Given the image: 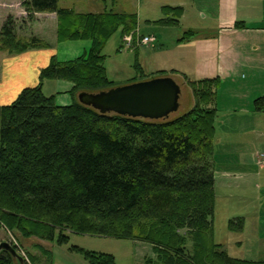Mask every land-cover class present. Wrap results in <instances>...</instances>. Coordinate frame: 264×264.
<instances>
[{"label":"trees","instance_id":"obj_1","mask_svg":"<svg viewBox=\"0 0 264 264\" xmlns=\"http://www.w3.org/2000/svg\"><path fill=\"white\" fill-rule=\"evenodd\" d=\"M21 5L28 16L55 13L58 42L89 40L91 47L68 61L52 56L36 86L0 105V227L17 242L36 237L67 244V232H73L149 244L154 257L139 264H264V259L230 256L214 241L218 80H194L180 73L193 106L173 118L102 114L79 103L77 93L120 85L108 79L102 51L118 30L123 36L136 29V14L77 13L60 7L58 0H24ZM161 11L163 17L153 23L177 26L183 9L162 6ZM196 36L185 30L178 42ZM22 38L15 33V20L7 16L0 50L16 54L49 45L36 36ZM134 70L127 83L167 75L146 73L138 63ZM44 80L71 82L72 103L58 106L54 95H44ZM253 103L255 110H264V96ZM238 223L235 227L230 221L229 228L239 230L243 221ZM69 248L88 264H115L111 254ZM47 252L44 264H51ZM0 264H14L7 251L0 252Z\"/></svg>","mask_w":264,"mask_h":264},{"label":"crops","instance_id":"obj_2","mask_svg":"<svg viewBox=\"0 0 264 264\" xmlns=\"http://www.w3.org/2000/svg\"><path fill=\"white\" fill-rule=\"evenodd\" d=\"M23 1L0 0V7L6 9L0 13L2 24L7 16H11L15 20L17 35H22L23 31L21 28L19 32L16 29L20 22L23 23L25 30L35 24L37 32L23 36L28 38L36 36L44 41L43 34L38 31L49 29L47 24L53 25L54 43L45 41L49 44L46 48L29 49L16 54H7L0 50V105L11 103L21 89L36 86L39 82L40 70L49 64L52 56L59 61H68L86 53L91 47L89 40L58 42L56 14L34 13L28 16L21 5ZM118 2L119 0L113 2L108 10L107 6L89 5L86 0L85 6H89V10L86 12L76 10L75 12L135 13L139 32L142 21L148 27L158 25L153 21L163 17L162 6L182 7L183 11L178 25L169 26L178 28L175 40L177 52L174 59L178 62L179 68L176 67L178 70H175L176 73L173 74L182 77L180 73H183L194 80L212 78L218 80L215 91L217 118L214 142L217 139L220 141L224 127L231 130L235 135L227 136V140L237 151L234 154L229 153L230 156L226 154L225 158L231 157L230 160L227 159L228 162L236 159L244 166V169H252L256 166L254 161L257 153L264 152V110H255L253 103L256 98L264 96V0H148L143 11L135 12L114 10ZM191 19H197L198 24H191L189 22ZM237 22L243 25L236 27ZM185 30H193L197 32V36L179 43L178 38ZM152 52L154 51L148 49L147 56L154 55ZM142 61L138 63L137 60V63L144 69V72L153 73L145 68L149 63V58H143ZM133 77L134 74L124 83ZM72 88L73 84L66 80H44L42 83L44 95H54L58 106H68L72 103ZM46 89H50L52 93L46 94ZM263 172L264 165H258L256 175L260 176ZM254 218L256 222L261 223L262 218L259 214L254 215ZM0 232H2L0 234V240H2L5 234L4 229L0 228ZM19 241L29 256L34 257L37 263H43L40 255L49 251L47 241L36 237L19 239ZM236 244L241 247L243 242L238 241ZM222 245L228 253L225 244L222 243ZM261 252L263 254H258L256 258L247 259H264V250ZM240 258L246 257L241 256Z\"/></svg>","mask_w":264,"mask_h":264},{"label":"rangeland","instance_id":"obj_3","mask_svg":"<svg viewBox=\"0 0 264 264\" xmlns=\"http://www.w3.org/2000/svg\"><path fill=\"white\" fill-rule=\"evenodd\" d=\"M85 1L86 0H58V5L63 8H70L74 11L86 12L89 10V6H85ZM87 1L89 5L107 6V9L109 10L111 4L118 0ZM147 1L119 0L117 5L114 6V10H120L123 12H135L137 10L143 11ZM3 10L6 9L0 7V13ZM189 22H191V24H198L197 19H191ZM1 24L2 15H0V29L2 26ZM140 25L141 28L139 29L138 34L140 37L148 34L147 36H150L151 38L148 44L139 45L132 50H125L121 46L122 41L120 31L115 32L105 43L102 53L105 56L104 66L106 68L107 77L110 81L124 84L129 77L133 76V74L135 75L134 66L137 63V60L138 63H141L143 62V58H149L148 65L146 63L147 67L145 68H148L146 70L149 72L157 70L165 71L167 72V75L164 76L171 77L180 87L179 108L177 111L171 113L169 117L173 118L182 115L192 108L193 97L190 90L185 86L182 77L170 73L171 70H178L176 67L179 68L178 62L174 59L177 52L175 40L176 30L178 28L158 25L148 27L143 21L140 22ZM47 26L49 29H42L38 32L43 34L45 41L48 43H54V27L53 25L49 26L48 24ZM20 28L23 31L22 35L16 34L18 38H28L23 35L25 34L28 36L32 34V32H37L35 24H32L30 29L25 30L23 23L20 22L16 27L18 32L20 31ZM31 29H33V31H31ZM202 32H204V29H202ZM148 49L153 50L154 52L152 53H154V55L149 54L148 57L146 54ZM1 51L9 54L6 49H2ZM46 90V94L52 93L50 89ZM221 135L222 138L220 137V141L217 139L214 142L213 148L215 203L212 224L214 241L216 243L225 244V248L228 250L230 256L256 258L258 254H263L261 251L264 250V213L262 212L264 211V172L260 176L256 175L259 165L256 158L254 161L256 166H253L252 169H244V166L236 159L228 162L227 159L230 160L231 157L225 158V155L228 154L230 156V154L236 153L237 149L232 147L231 142H228L227 136L235 134H232L231 130L229 131L224 127ZM257 214L262 218L261 223L256 222V219L254 218V215ZM238 219L242 220L243 223L245 220V225L242 223V227L239 230L230 229L229 222L232 221L233 225L237 227L239 224ZM1 233L2 232H0V234ZM4 233V239L0 241L13 242L11 234L5 229ZM67 233L69 235V242L67 244H57L54 241H47L49 244L48 249L50 252L51 264H86L87 261L82 255L71 250L69 248L70 246H77L90 251L111 254L115 259V264H139L144 258L154 257L151 246L146 243H140L131 239H115L96 235L76 234L73 232ZM238 241L243 242L241 247L236 244ZM188 246L190 248L191 244L188 243ZM47 254L48 252L41 253L40 258L43 260V263L37 264L46 263ZM28 257L29 264H34V261L31 259L32 257L29 255Z\"/></svg>","mask_w":264,"mask_h":264},{"label":"water","instance_id":"obj_4","mask_svg":"<svg viewBox=\"0 0 264 264\" xmlns=\"http://www.w3.org/2000/svg\"><path fill=\"white\" fill-rule=\"evenodd\" d=\"M180 87L169 76L115 86L97 92L81 91L77 100L102 114H116L146 120H162L179 108ZM7 251L14 264L24 259L7 241L0 242V252Z\"/></svg>","mask_w":264,"mask_h":264},{"label":"built area","instance_id":"obj_5","mask_svg":"<svg viewBox=\"0 0 264 264\" xmlns=\"http://www.w3.org/2000/svg\"><path fill=\"white\" fill-rule=\"evenodd\" d=\"M150 38L145 36L142 38H139L138 36L134 37V34H126L123 36V49H131L135 45H143V44H148L150 42ZM256 161L259 165H264V153L259 152L256 156ZM23 254V252L21 251ZM24 255V254H23Z\"/></svg>","mask_w":264,"mask_h":264}]
</instances>
